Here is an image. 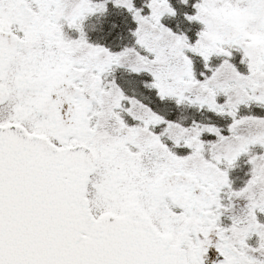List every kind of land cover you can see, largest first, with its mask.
Listing matches in <instances>:
<instances>
[{"label": "snow or ice", "instance_id": "snow-or-ice-1", "mask_svg": "<svg viewBox=\"0 0 264 264\" xmlns=\"http://www.w3.org/2000/svg\"><path fill=\"white\" fill-rule=\"evenodd\" d=\"M0 264H264V0H0Z\"/></svg>", "mask_w": 264, "mask_h": 264}]
</instances>
